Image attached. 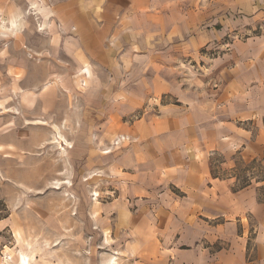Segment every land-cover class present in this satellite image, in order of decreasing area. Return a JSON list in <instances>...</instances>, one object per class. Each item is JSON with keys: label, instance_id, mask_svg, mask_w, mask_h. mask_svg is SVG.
Wrapping results in <instances>:
<instances>
[{"label": "rangeland", "instance_id": "1", "mask_svg": "<svg viewBox=\"0 0 264 264\" xmlns=\"http://www.w3.org/2000/svg\"><path fill=\"white\" fill-rule=\"evenodd\" d=\"M147 1L137 0V12L130 0H0V264H18L21 254L29 264H196V249L199 264H216L238 238L202 230L182 244L179 234L168 240L156 219L119 199L106 151L129 142L124 124L147 111L183 109L213 59L236 38L264 34V18L238 29L214 23L205 6L188 34L207 39L193 50L179 9L155 11ZM131 98L141 105L129 114ZM256 118L264 133V116ZM256 118L242 123L251 136ZM251 146L215 152L214 170L264 201V145Z\"/></svg>", "mask_w": 264, "mask_h": 264}, {"label": "crops", "instance_id": "2", "mask_svg": "<svg viewBox=\"0 0 264 264\" xmlns=\"http://www.w3.org/2000/svg\"><path fill=\"white\" fill-rule=\"evenodd\" d=\"M130 1L129 10L139 12L137 0ZM168 3L183 16L188 36L184 34L183 38L194 39L193 50L205 45L207 39L204 31L195 32L192 38L188 34L191 23L205 19V6H209L214 23L230 27L237 23L238 29H242L239 23L246 22L250 30L264 18V0H148L144 5L158 11ZM113 7L106 12H112ZM227 27H220L218 35ZM230 48L226 55L213 59L200 87H191L185 93L183 109L147 111L124 124L130 140L106 151L108 170L116 178L119 199L126 200L130 212L139 218L156 219V230L168 235V240L179 234L182 244L187 234L205 230L218 237L226 232L238 238L230 239L228 248L215 254L216 264H264V201L254 189L246 185L234 188L228 176L215 172L211 156L244 142H250L253 150L264 145L261 119L256 118L264 116V34H253L245 40L236 38ZM81 74L90 77V70L84 67ZM131 100L129 114L141 105ZM253 118L258 133L251 136L253 132L242 123ZM59 136L65 149L64 139ZM249 217L257 223L251 243L245 231L250 227ZM192 253L196 254V264L201 263L203 252L196 249Z\"/></svg>", "mask_w": 264, "mask_h": 264}, {"label": "bare ground", "instance_id": "3", "mask_svg": "<svg viewBox=\"0 0 264 264\" xmlns=\"http://www.w3.org/2000/svg\"><path fill=\"white\" fill-rule=\"evenodd\" d=\"M56 142L59 143V140L56 139ZM18 264H29V258L27 257V255H26V257H25L23 254H21V255L19 256V262H18Z\"/></svg>", "mask_w": 264, "mask_h": 264}, {"label": "built area", "instance_id": "4", "mask_svg": "<svg viewBox=\"0 0 264 264\" xmlns=\"http://www.w3.org/2000/svg\"><path fill=\"white\" fill-rule=\"evenodd\" d=\"M122 139H124V138H122Z\"/></svg>", "mask_w": 264, "mask_h": 264}]
</instances>
